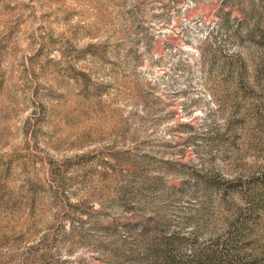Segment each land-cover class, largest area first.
I'll use <instances>...</instances> for the list:
<instances>
[{
    "label": "rangeland",
    "instance_id": "374dc122",
    "mask_svg": "<svg viewBox=\"0 0 264 264\" xmlns=\"http://www.w3.org/2000/svg\"><path fill=\"white\" fill-rule=\"evenodd\" d=\"M264 0H0V264H264Z\"/></svg>",
    "mask_w": 264,
    "mask_h": 264
},
{
    "label": "trees",
    "instance_id": "16d2710c",
    "mask_svg": "<svg viewBox=\"0 0 264 264\" xmlns=\"http://www.w3.org/2000/svg\"><path fill=\"white\" fill-rule=\"evenodd\" d=\"M264 34V32H263ZM174 243L171 238H159L150 248V262L163 260L165 264H177L176 255L174 256Z\"/></svg>",
    "mask_w": 264,
    "mask_h": 264
}]
</instances>
